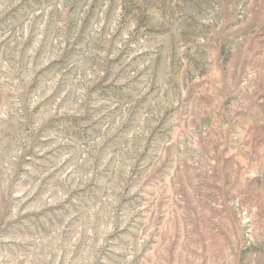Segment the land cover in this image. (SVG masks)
<instances>
[{"label":"rangeland","instance_id":"1","mask_svg":"<svg viewBox=\"0 0 264 264\" xmlns=\"http://www.w3.org/2000/svg\"><path fill=\"white\" fill-rule=\"evenodd\" d=\"M0 264H264V0H0Z\"/></svg>","mask_w":264,"mask_h":264}]
</instances>
